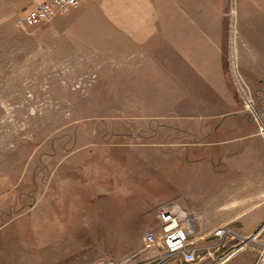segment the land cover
Here are the masks:
<instances>
[{"label":"rangeland","instance_id":"374dc122","mask_svg":"<svg viewBox=\"0 0 264 264\" xmlns=\"http://www.w3.org/2000/svg\"><path fill=\"white\" fill-rule=\"evenodd\" d=\"M163 8L176 39L163 52L175 56H153L137 92H125L129 79L112 76L117 66L111 70L110 62H101V70H93L95 61L82 62L80 76L65 75L68 62L47 52L55 42L42 29L56 16L36 27L0 28V216H30L29 210L19 212L47 181L55 186L93 179L81 168L97 167L94 179L115 182L112 197L124 206L171 198L193 204L197 190L206 194L198 181L207 182L200 166L208 158L195 160L193 154V98L204 97L193 86V53L201 52L195 45L201 36L213 43L214 57L221 56L228 80L227 99L217 98L213 111L241 107L236 114L258 120L264 135V0H165ZM236 114L221 118L227 122ZM202 148L205 153L207 145ZM118 217L120 232L130 224L128 236L119 238L128 246L144 231L143 223L140 216Z\"/></svg>","mask_w":264,"mask_h":264},{"label":"crops","instance_id":"0c3cea01","mask_svg":"<svg viewBox=\"0 0 264 264\" xmlns=\"http://www.w3.org/2000/svg\"><path fill=\"white\" fill-rule=\"evenodd\" d=\"M39 1L0 0V28L11 26L25 7ZM164 2L80 0L42 26L51 34L47 40L53 38L55 42L47 52L68 62L65 75L80 76L82 62H97L99 68L93 65V70H101L103 61L110 62L106 65L111 70L117 66L112 76L129 79L125 92H137V87L145 85L146 67L153 56H175L163 52L165 43L176 44V39L170 38L173 23L167 24ZM195 43L201 52L193 53V86L200 87L204 97L193 98V154L195 160L208 158L200 166L206 171L207 182L198 181L199 188L205 186L206 194L197 190L193 204L176 198L167 202H177L195 215L193 241L204 255L186 263L179 255L162 257L158 248L144 246L142 235L148 225L155 223V212L165 202L138 208L124 206L112 197L117 192L115 182L94 179L96 167V171L81 168L86 174L90 171L93 179L84 177L76 184L58 182L54 186L47 181L37 199L19 212L29 210L30 216H0V264H93L101 258L115 264L253 263L264 246V135L258 132V122L245 113L236 114L244 111L241 107L213 111L217 98L227 99L228 80L221 56L213 55V43L205 36ZM222 103L217 102V106L220 108ZM225 112L237 117L224 122L221 115ZM204 145L205 153L201 150ZM215 146L216 150H211ZM118 216H140L143 223L144 231L128 246L119 238L128 236L130 224L120 232ZM84 221L90 225L80 227ZM223 224L232 228L233 235L216 248L211 245L213 230Z\"/></svg>","mask_w":264,"mask_h":264},{"label":"built area","instance_id":"2783aa9c","mask_svg":"<svg viewBox=\"0 0 264 264\" xmlns=\"http://www.w3.org/2000/svg\"><path fill=\"white\" fill-rule=\"evenodd\" d=\"M79 1L42 0L36 2L22 10L21 14L15 18L14 25L19 29L39 25L45 20L65 13L69 8L76 6ZM248 109L252 113V107L248 106ZM260 124V130L264 134V124L261 122ZM155 216V223L148 225L142 235L144 246L158 248L162 257L179 255L186 263L195 262L201 257L199 255L201 247L193 241V216H195L193 213L185 211L177 202L171 201L159 206ZM213 235L211 245L218 248L227 236L233 235V230L229 225L223 224L213 230ZM127 259L128 257L124 261ZM93 264H115V262L109 258H101ZM252 264H264V246L259 250Z\"/></svg>","mask_w":264,"mask_h":264}]
</instances>
